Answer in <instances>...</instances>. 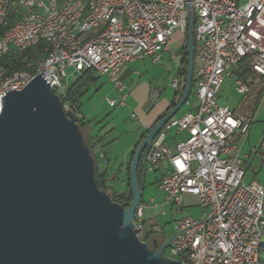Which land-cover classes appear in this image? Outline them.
Wrapping results in <instances>:
<instances>
[{"label":"built area","instance_id":"obj_1","mask_svg":"<svg viewBox=\"0 0 264 264\" xmlns=\"http://www.w3.org/2000/svg\"><path fill=\"white\" fill-rule=\"evenodd\" d=\"M191 4L194 109L164 125L143 154V171L166 169L158 181L166 205L181 211L183 197L193 196L205 212L177 221L165 251L182 264H264V187L245 183L243 166L255 156L264 162V132L241 155L253 114L231 111L217 98L224 77L240 64L245 68L238 73L246 74L234 78L237 94L247 97L264 86V0ZM187 23L186 0H0V59L31 55L21 70L0 66V112L8 92L21 91L38 75L61 101L68 70L108 76L117 95L105 99L107 105L124 107L120 69L145 58L160 64L173 33L186 37ZM179 83L176 76L169 86L177 90ZM159 97V90L151 93L152 101ZM172 129L187 138L170 149L166 132ZM143 212L140 204L134 215L139 230Z\"/></svg>","mask_w":264,"mask_h":264},{"label":"water","instance_id":"obj_2","mask_svg":"<svg viewBox=\"0 0 264 264\" xmlns=\"http://www.w3.org/2000/svg\"><path fill=\"white\" fill-rule=\"evenodd\" d=\"M187 70L177 104L140 140L128 169V207L101 190L100 167L78 117L34 77L3 98L0 112V264H182L163 255L175 234L150 249L134 215L141 204L137 170L164 125L187 102L193 83L191 0Z\"/></svg>","mask_w":264,"mask_h":264},{"label":"rangeland","instance_id":"obj_3","mask_svg":"<svg viewBox=\"0 0 264 264\" xmlns=\"http://www.w3.org/2000/svg\"><path fill=\"white\" fill-rule=\"evenodd\" d=\"M242 3L243 0L239 1V4ZM170 40L171 42L169 49L171 52H176L180 48L179 67L181 69V61L185 57V48L187 47L186 37L180 35L178 32H175L171 36ZM239 68L244 69V64H240L238 67L232 68L230 70V74L232 76L228 75L224 77L217 94V98L220 105L228 106L231 109H235L240 105V110L238 111L239 113L254 114L248 140L246 146L243 149V152H247L250 148L249 145L254 147L258 145L261 135L264 132V97L259 100L257 93V90L263 91L264 86H260L258 88L254 87L251 95L247 97L237 94L234 86V78L235 76H238ZM130 69L132 71H138L140 74V77L134 78L135 80H139L140 82H144L146 84H151V86L160 82H163L166 86L170 81L167 74L161 72V70L156 69V71H145L138 62L133 64ZM155 72H157V74H155ZM181 72H183V68ZM67 73L69 76L65 80L66 89L80 75L71 74V70H68ZM93 79V82L88 83L87 89L85 88L83 90L86 91L80 99V115L84 116L87 122H91L92 124L94 123L93 126L96 125L95 127L100 126L101 124L106 126L109 124L108 127L117 126V130L111 133L109 137L111 138L112 136H116L118 134L121 136V139L116 141L117 143L114 142L113 146L112 144L111 146H105L99 153H94V147L91 146L90 140L87 136L88 129L84 126L81 130L83 139L86 146L89 148L91 155H93L96 164L100 167V174L105 171L102 169L104 167V162L106 160L110 162V175L107 174L104 178L100 179L104 192L107 195H117L124 192V195L128 194V196H130L129 187H127V168L129 169V166L126 164L125 167H123V170L120 168L125 161L121 157V151L124 150L128 142V137L125 135L127 131L126 124L131 122L128 113L129 111L124 108H109L107 106L105 100L106 97L112 98L117 95L113 90L112 84L109 82L107 76L99 75L94 72L92 74L91 80ZM190 93L191 94L189 95L187 102L175 115V119L179 118L185 113L193 112V105L195 103L194 89ZM165 95L170 99L173 95V91L169 86L165 92ZM64 110H70L75 113V115L78 117V120L82 118L77 115L73 109V106L69 103L64 104ZM107 120H109V122ZM186 138L187 134L185 132L177 133L174 129L166 132V142L170 146H174L179 142H183L186 140ZM111 148L114 149L115 155H109V150ZM102 153L105 154L104 158L101 157ZM165 171L166 169H163L162 171L159 170L154 172H146L144 174L145 185L142 192L141 202L144 206L143 221L145 222L144 226H141V230H139L138 237L140 240H142L144 236L148 237L144 243H146L150 249H153L152 245L153 241L156 240V237L159 236L161 240H167L175 234V224L177 221L186 217L192 218L193 220H198L201 214L205 212V210L199 205L198 199L193 196L183 197V209L181 211H177V208L173 205H166L165 196L161 191L158 190L156 183L157 178L160 176L162 177ZM252 180L257 181L264 187V162H261L258 156L255 157V159L250 163V166H248V169L245 173V183H249ZM156 228L160 230L159 233L156 232ZM263 254V252H260V257H262ZM163 255L167 257V250Z\"/></svg>","mask_w":264,"mask_h":264},{"label":"crops","instance_id":"obj_4","mask_svg":"<svg viewBox=\"0 0 264 264\" xmlns=\"http://www.w3.org/2000/svg\"><path fill=\"white\" fill-rule=\"evenodd\" d=\"M237 3L241 0H236ZM245 0H243L244 2ZM170 42L169 40L168 44L165 46L161 53V63L160 64H154L149 58H145L143 60H138L133 63H130L123 68L120 69L118 72V77L122 81L124 85V91L127 94V98L125 100V106L124 107H117V108H124L128 110L129 112V118L131 120L130 123L126 124V137H128V142L124 148L122 153V158L125 160L124 164L122 167H120L123 170V167H125L126 164L129 163L130 158H131V153L136 146V144L144 137L147 132L153 127V125L156 123V121L162 117L171 107L173 103H175L178 99V95L176 94V90L172 89L168 84L165 86L163 82H160L158 84H154L151 86V84H146L144 82H140L139 80H135V77H140V74L138 71H132L130 68L133 64L138 62L140 66L142 67L143 70L145 71H156V69L161 70V72L167 74L169 80H171L173 77L178 76V71H179V61H180V54H179V49L176 52H171L170 51ZM135 70V68H134ZM157 74V72H155ZM106 76V75H105ZM108 77V76H107ZM133 77V78H132ZM179 77V76H178ZM109 79V78H108ZM180 79V77H179ZM111 83V81L109 80ZM112 84V83H111ZM168 86L172 89L173 95L170 98H168L165 95V92L167 91ZM113 87V85H112ZM114 90V88H113ZM154 90H159L160 91V97L156 101H152L151 99V93ZM115 91V90H114ZM116 93V91H115ZM116 97V95H115ZM115 97H106V99H114ZM264 97V90L258 92V99H262ZM258 100V102H259ZM107 104V103H106ZM219 104V102H218ZM220 105V104H219ZM258 105V104H257ZM108 106V105H107ZM224 106V105H221ZM109 107V106H108ZM228 107V106H225ZM257 107V106H256ZM111 108V107H109ZM229 108V107H228ZM231 111H239L240 110V105L239 107L235 109L229 108ZM132 115L135 116V119H132ZM254 115V114H253ZM79 116L82 117L84 122H87L84 116L80 115L79 111ZM181 117V116H180ZM109 122V120H107ZM98 123V122H97ZM94 124V123H93ZM91 122H89L90 125V136L93 139L92 144L94 147V153L96 152H101L105 146H108L115 143L116 141L121 139L120 135L112 136L111 138L109 137L111 133L115 132L117 130V126L113 127H108L109 124L106 126L104 124H101L100 126H93ZM251 129V127H250ZM250 132V130H249ZM248 135L241 143V154L246 155L249 153V151L254 148V146L249 145V150L247 152H243L244 147L246 146L247 140H248ZM166 145L172 149L173 145H169L166 142ZM109 146V147H110ZM114 148V147H113ZM115 155L114 149L109 150V155ZM101 157L104 158L105 154L102 153ZM110 157V156H109ZM257 157V156H255ZM255 157H250L248 160H244L243 166L245 169V173L248 169V166H250V163L255 159ZM247 162V163H246ZM109 166L110 162L106 160L104 162V167L102 168L107 172V174L110 175L109 172ZM161 177V176H160ZM160 177L157 178L156 183L158 187V181L160 180ZM144 178H143V184H142V192L144 190ZM159 190V188H158ZM160 191V190H159ZM152 201V200H150Z\"/></svg>","mask_w":264,"mask_h":264},{"label":"trees","instance_id":"obj_5","mask_svg":"<svg viewBox=\"0 0 264 264\" xmlns=\"http://www.w3.org/2000/svg\"><path fill=\"white\" fill-rule=\"evenodd\" d=\"M30 58H31L30 53H27V54H25V55H23L21 57H17V56H15L13 54H9V55H6V56H4L3 58L0 59V66L3 67V68H5L8 73H11L13 71H18V70L23 69L24 66H25L26 61L29 60ZM181 65H182V67H181V69L179 68V71H178V76L180 77V83H179V88L176 90V94L178 95V99H177V101L175 103H173L171 105L170 109L162 117H160L156 121V123L159 120H161L177 104V102L181 99V96H182V93H183V85H184L185 76H186V70H187V47L185 48V57L181 61ZM182 68H183V72H181ZM245 72L246 71L243 70V72L238 73V76L241 77V78H243L244 75L246 74ZM93 73H94L93 71H85V72L81 73L78 76V78L76 80H74L67 87V89L65 90V95L61 99V103L63 105L66 104V103H69L70 105H72L73 106V109L77 113V115H79V111H80V99H81V97L84 95V93L86 91V90L85 91H83V90L85 88L87 89V86H88V83L89 82H93L94 81V79L91 80ZM193 87L194 86H193V83H192L191 92L193 90ZM154 125H153V127H154ZM78 126L80 128V131L82 130V127L83 126L88 129L87 136H88V138L90 140L91 146L93 147V144H92V140L93 139L90 136V130L91 129H90L89 122H84V120L81 118V119L78 120ZM82 136H83V134H82ZM138 143L136 144V146L134 147V149H133V151L131 153V158H130V161L128 163V166L130 165V162H131V160H132V158L134 156V153H135V150L137 148ZM144 174L145 173H144L143 168H142V166L140 164L139 167H138V170H137L138 183H139V180H140L139 185H142L143 184ZM105 175H107V172L106 171H103L100 174V179L104 178ZM128 183H129V179H128V168H127V187H129V184ZM100 188H101V190H103L102 183H101ZM109 196H110V198L112 199L113 202L122 204L125 207H128V205L131 202V197L128 196V194H125L124 195V192L123 193H119L117 195H109ZM141 204H142V202H141ZM144 222L145 221L142 222V226H144ZM147 238L148 237L144 236V238L141 241L142 242H145ZM155 239L159 243V246L162 245L166 241V240H161L159 236L156 237ZM260 252H263L264 253V245L260 248Z\"/></svg>","mask_w":264,"mask_h":264},{"label":"flooded vegetation","instance_id":"obj_6","mask_svg":"<svg viewBox=\"0 0 264 264\" xmlns=\"http://www.w3.org/2000/svg\"><path fill=\"white\" fill-rule=\"evenodd\" d=\"M155 241H156V240H155ZM156 244H158L157 241H156ZM158 246H159V245H158ZM152 248H154V244L152 245Z\"/></svg>","mask_w":264,"mask_h":264}]
</instances>
